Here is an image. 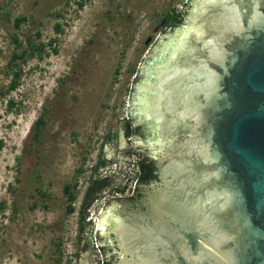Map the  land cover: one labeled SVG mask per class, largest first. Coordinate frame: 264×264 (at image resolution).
Returning <instances> with one entry per match:
<instances>
[{
  "label": "water",
  "instance_id": "water-1",
  "mask_svg": "<svg viewBox=\"0 0 264 264\" xmlns=\"http://www.w3.org/2000/svg\"><path fill=\"white\" fill-rule=\"evenodd\" d=\"M189 2L139 64L127 105L150 131L135 148L184 209L137 221L120 212L125 198L108 200L94 232L102 264L112 236L117 264H264V0H187L181 12Z\"/></svg>",
  "mask_w": 264,
  "mask_h": 264
},
{
  "label": "rangeland",
  "instance_id": "rangeland-1",
  "mask_svg": "<svg viewBox=\"0 0 264 264\" xmlns=\"http://www.w3.org/2000/svg\"><path fill=\"white\" fill-rule=\"evenodd\" d=\"M186 1L0 0V264H102L98 210L109 190L123 188L128 158L139 157L123 131L131 84L168 16ZM20 16L27 21L15 28ZM14 36L24 47L44 43L50 55L22 65L19 86L7 92ZM98 162L118 164V174L106 177L110 187L80 223ZM75 182V212L65 216L62 188Z\"/></svg>",
  "mask_w": 264,
  "mask_h": 264
},
{
  "label": "trees",
  "instance_id": "trees-1",
  "mask_svg": "<svg viewBox=\"0 0 264 264\" xmlns=\"http://www.w3.org/2000/svg\"><path fill=\"white\" fill-rule=\"evenodd\" d=\"M79 8L83 7L82 2H79L78 4ZM183 18V13H174L173 15L168 16L167 22L169 27H174L176 25L181 24ZM27 18L20 16L17 17L14 20V26L15 28H19L22 23L26 22ZM56 31L60 32L59 25L56 26ZM56 40H50L48 42L49 46L51 47V53L56 55L58 53V49L56 47H52V44L55 43ZM12 43L14 45V52L12 53V56L10 57L9 61L7 62L6 66V73L10 77V82L7 88V92H12L17 89L19 86V81L22 76V65L26 64L29 60L38 58L42 59L43 55L49 56V53L45 52V44L42 42H39V44L35 45L31 42L27 44V46H23V43L21 40L14 36L12 37ZM45 124L42 117H40L35 122V129H36V137H38L41 126ZM124 134L127 138H131L133 136L139 135L143 136L142 130L140 127L133 128L131 124V120H128L125 122L123 126ZM127 155V154H126ZM137 155L139 156V166H140V172L138 174V188L136 189V193L139 191L140 187L143 185H146L150 182H152L155 178L154 174V162L150 159H148L147 155L144 153L137 152ZM105 166L104 162H98L96 165H94L91 169L93 171V177L89 180V186L86 191L85 198H88L91 193L94 191L102 192L105 189L109 188L111 185L110 178H99L98 177V171L99 169L103 168ZM79 173L82 172V170H78ZM77 187L76 182L75 183H66L62 188V194L66 201V209H65V216L72 215L75 212L74 203L77 199V195L75 192V188ZM38 196L41 198H48L49 195L47 193L42 192L39 190ZM80 223H82L84 214L80 210ZM80 230L82 227L79 228ZM104 264H114V257L110 260H105Z\"/></svg>",
  "mask_w": 264,
  "mask_h": 264
},
{
  "label": "flooded vegetation",
  "instance_id": "flooded-vegetation-1",
  "mask_svg": "<svg viewBox=\"0 0 264 264\" xmlns=\"http://www.w3.org/2000/svg\"><path fill=\"white\" fill-rule=\"evenodd\" d=\"M190 2L186 4V9L183 13L182 22L186 18V13L189 10ZM181 22V23H182ZM180 25V24H179ZM178 26V25H176ZM175 27V26H174ZM174 27H169L171 30ZM155 50V49H154ZM154 50H152L149 55L147 56V59L145 60V63H148V61L151 59V57L154 55ZM141 69V68H140ZM140 71L138 72V81H140ZM135 93V90H134ZM131 124L135 127L139 126L142 130L143 137H148L150 134V131L148 127L145 124H138L135 122L134 118H131ZM146 150V149H145ZM148 159L152 160L149 155H147ZM153 161V160H152ZM154 162V161H153ZM140 172V168H139ZM154 174L155 178L152 182L143 185L140 187L139 191L136 193V189L138 188V175L136 176V185L132 192H129L125 200H121L120 202L126 205V210L120 211L124 217H127L132 220H140V216L142 217H154V218H161L164 216H167V214L171 211H179L183 210L184 207L181 205H174V208L172 207L170 203V198L175 193H179L182 191L175 183H172L171 181L165 182L162 180V173L161 170L158 168L156 163L154 162ZM123 182V181H122ZM100 192L94 191L89 195L88 198H85V202H90L91 200H95L99 196ZM86 196V194H85ZM93 200V201H94ZM93 203V202H92ZM92 205V204H91ZM90 205V206H91ZM86 210V212L90 209ZM113 248H111V253L114 254V264L118 263V259L116 257V250H118L117 242L113 238ZM102 240H106L105 237H102Z\"/></svg>",
  "mask_w": 264,
  "mask_h": 264
},
{
  "label": "built area",
  "instance_id": "built-area-1",
  "mask_svg": "<svg viewBox=\"0 0 264 264\" xmlns=\"http://www.w3.org/2000/svg\"><path fill=\"white\" fill-rule=\"evenodd\" d=\"M128 140H130V139H128ZM139 168H140L139 157H137V156L135 157V155L132 154L128 158V163H127L123 173L120 174L121 179L124 182L123 188L122 189L114 188L112 190H109L110 192H108V197L111 199L116 198V197L121 198V197L127 195L128 192H132L134 189L135 182H136V176L139 174ZM117 169H118V164L113 163L110 166H106V167L99 169L98 174L101 178L113 177V176H116L118 174ZM99 199H100V197L98 196L93 201L88 212H90L91 209L95 208ZM103 206H104V204H103ZM102 207L98 210V215H99Z\"/></svg>",
  "mask_w": 264,
  "mask_h": 264
}]
</instances>
